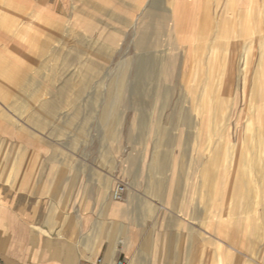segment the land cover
I'll list each match as a JSON object with an SVG mask.
<instances>
[{
  "label": "crops",
  "instance_id": "1",
  "mask_svg": "<svg viewBox=\"0 0 264 264\" xmlns=\"http://www.w3.org/2000/svg\"><path fill=\"white\" fill-rule=\"evenodd\" d=\"M247 43L259 79L246 107L264 125V0H0V264H264V129L205 159L182 94ZM93 67L116 68L107 102L180 92L170 129L148 136L139 95L132 136H59Z\"/></svg>",
  "mask_w": 264,
  "mask_h": 264
},
{
  "label": "rangeland",
  "instance_id": "2",
  "mask_svg": "<svg viewBox=\"0 0 264 264\" xmlns=\"http://www.w3.org/2000/svg\"><path fill=\"white\" fill-rule=\"evenodd\" d=\"M231 49L224 52L228 57L229 54L231 56L230 70L227 69V60H223L224 55L220 53V60L214 65L216 69L213 70L214 72H209L208 76H188L182 83L184 90L182 94L191 102L189 103L192 105L191 111L197 121L193 136H203L202 147L205 150V159L211 153L210 150L219 145L223 147V144L235 143L238 149H249L250 141L244 142L243 137L251 136L250 134L258 128L264 129V125L256 121V110L246 107L251 99L250 90L255 85V78L259 79L254 76L258 67V61L253 55L255 49L251 43L241 46L235 53L233 47ZM209 64L212 65L211 62ZM91 65L96 64L87 60L88 72L91 70ZM96 66L99 68L98 64ZM97 67L95 69L93 67L92 70L94 69L93 71L98 75L87 77V93L77 97L78 108L61 106L59 136H87V144L95 143L94 138L99 136H110V132L111 136H132L135 132L134 121L137 110L131 108V101L137 100L139 95L144 96V106L153 114L147 127L148 136H153V131L158 127L170 129L169 119L180 92H173L171 99L165 103L160 94H156V97L152 93L114 92L113 100L107 102L106 93L99 90L116 88L117 77L114 74L116 68L112 71V75L101 77L100 69ZM129 81H132V78H129ZM202 88L207 89L208 92L197 91ZM255 93L258 94V91ZM200 100L201 103L205 102L204 108L200 107L198 103ZM213 115L217 118L213 119ZM173 127L172 137L182 136L184 129L174 125ZM208 129L213 131L215 136H210ZM162 139L158 141L159 146L164 143ZM174 143L173 140L172 144ZM256 144H258L257 140H253L251 147L254 148Z\"/></svg>",
  "mask_w": 264,
  "mask_h": 264
},
{
  "label": "built area",
  "instance_id": "3",
  "mask_svg": "<svg viewBox=\"0 0 264 264\" xmlns=\"http://www.w3.org/2000/svg\"><path fill=\"white\" fill-rule=\"evenodd\" d=\"M124 190H125V187L122 184L116 185L114 187V189L112 190L113 198L120 199ZM91 264H127V262L125 260H117L114 262H107L105 260L98 259Z\"/></svg>",
  "mask_w": 264,
  "mask_h": 264
},
{
  "label": "bare ground",
  "instance_id": "4",
  "mask_svg": "<svg viewBox=\"0 0 264 264\" xmlns=\"http://www.w3.org/2000/svg\"><path fill=\"white\" fill-rule=\"evenodd\" d=\"M160 94V93H159ZM189 112V113H188ZM185 113H187L186 115H187V118L185 119V123L188 125L189 124V126H190V128L193 126V123H192V121L189 119V114H190V110L189 109H187L186 110V112Z\"/></svg>",
  "mask_w": 264,
  "mask_h": 264
}]
</instances>
